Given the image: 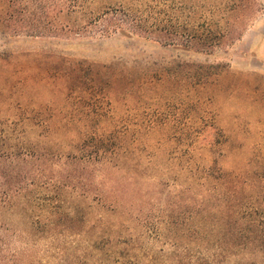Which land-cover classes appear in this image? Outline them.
<instances>
[{"label": "trees", "instance_id": "obj_1", "mask_svg": "<svg viewBox=\"0 0 264 264\" xmlns=\"http://www.w3.org/2000/svg\"><path fill=\"white\" fill-rule=\"evenodd\" d=\"M259 7L258 0H0V34L90 41L120 36L211 54L240 41ZM24 57L33 69L21 71L17 56L0 54V114L7 116L0 119V207L39 192L26 198L39 210L30 231L38 238L57 235L62 264H233V257L250 250L264 254V211L243 201L235 208L236 194L229 195L228 207L214 203V140L219 132L213 110H207L205 130L188 132L192 143L186 148L188 159L179 164V176L173 180L178 182L181 174L187 177L183 192L188 195L187 210L182 222L180 215L171 214L162 233L156 234L170 244L172 254L137 256L148 251L138 228L151 230L136 207L148 197L138 189L143 181L138 171L144 158L155 153L156 147L147 145L155 130L125 127L119 108L123 105L132 114L136 93L181 81L190 96H199L192 108L197 102L210 109L219 95L216 86L230 71L226 64L177 61L158 73L131 69L119 61L73 59L59 53L33 60ZM41 89H51L53 100L42 98ZM148 121L154 125L157 120ZM35 128L68 144L53 153L51 163L48 151L27 140L28 130ZM140 134L148 139L145 146ZM209 135L210 140L197 145L198 137ZM65 147L75 152L65 154ZM198 152L209 162H196ZM171 153L177 155L178 149ZM35 158L41 161L38 166L31 163ZM57 159L73 160L82 171L66 165L55 170ZM128 181L134 183L130 191ZM88 201L113 219L101 216L93 224L90 212L82 208ZM8 233L0 226V264H21ZM242 261L234 264H246Z\"/></svg>", "mask_w": 264, "mask_h": 264}, {"label": "rangeland", "instance_id": "obj_2", "mask_svg": "<svg viewBox=\"0 0 264 264\" xmlns=\"http://www.w3.org/2000/svg\"><path fill=\"white\" fill-rule=\"evenodd\" d=\"M258 4L259 12L254 16L243 38L211 54L187 51L181 47H165L154 41L120 36L90 41L26 36L10 38L0 34V54L17 56L22 62L19 67L21 71L34 67L29 68L31 64H26L24 56L33 60L47 53H59L68 58L98 62L119 61L131 69L141 71L147 69V72L158 73L162 67L177 61L226 64L229 67L230 71L222 76L216 86L219 95L216 105L210 109L202 104L198 106L197 102L192 108L191 102L199 96L196 93L190 96L184 82L181 81L161 85L151 93L146 90L142 91L146 94L136 93L131 103H135L137 107L132 114L128 113V108L123 105L119 108L121 116L125 119L123 123L125 127L142 132L148 126H152L155 130L151 131L155 134L149 141L140 134L141 144L144 143L145 146V142L148 141V146L156 147L153 155L144 158L145 162L138 171L143 180L138 184V189L141 190V195L148 194V197L136 207L141 209V221L146 222L151 229L149 231L147 228H138V233L144 234L141 242L148 250L137 252L140 259H144L148 254L150 256H155L156 253L172 254L170 244L163 238L159 239L156 234L162 233L164 223L169 220L171 214L180 215L182 222L183 214L187 210L188 195L183 194L185 186L189 184L187 177L181 174L178 182L175 183L173 180L179 176V164L188 159L185 153L192 145L188 132L205 130L203 116L207 110H213L219 132V136L214 140L217 145L215 155L217 172L215 180L211 181L217 185L215 205L228 207L229 195L236 194L238 199L235 201V208L243 201L255 210L264 211V0H258ZM35 71L34 69L33 73ZM41 90L42 98L53 100L51 89L44 92ZM150 117L156 119L157 123L148 124ZM6 118L5 114H0L1 120ZM5 127L3 124L2 128ZM41 129L28 130L27 140L34 148L48 151L47 160L51 163L53 153L59 152L60 147L64 148L68 144L65 142L63 145L60 138L57 137L55 140L56 138L49 133L41 135ZM171 137L176 140H170ZM207 138L198 137L197 145L210 140V135ZM174 147L178 149L177 155L171 153ZM64 150L65 154L75 152L71 147H65ZM149 160L151 162L146 163ZM195 161L207 163L209 157L198 152ZM31 163L38 166L41 161L35 158ZM59 165H66L69 170L82 171V165L73 160L60 162L57 159V164L53 165L54 169L58 170ZM133 186L134 183L127 182L129 191ZM207 188L210 189L209 186ZM27 196H39V192L26 195V198L31 200L32 198ZM26 198L25 196L14 198L0 207V226L9 229L8 236L14 254L23 260L21 264H62V255L58 250L61 244L57 241V235L51 238H38L30 231L33 217L39 210ZM178 201L180 204L177 205ZM82 208L90 212L92 223L101 216L113 219L111 213L102 211L98 206L94 208L90 201L83 203ZM106 227H110L109 224ZM240 259L246 264H264V254L255 250L248 251L244 256L233 257L231 263H237Z\"/></svg>", "mask_w": 264, "mask_h": 264}]
</instances>
